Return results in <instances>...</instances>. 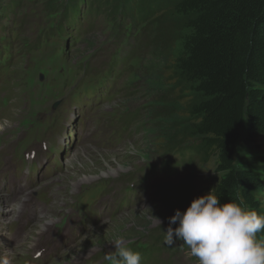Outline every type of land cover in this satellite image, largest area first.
Returning a JSON list of instances; mask_svg holds the SVG:
<instances>
[{"label": "rangeland", "instance_id": "obj_1", "mask_svg": "<svg viewBox=\"0 0 264 264\" xmlns=\"http://www.w3.org/2000/svg\"><path fill=\"white\" fill-rule=\"evenodd\" d=\"M13 1L0 0V6L5 8ZM134 1L140 4L132 8V17L137 20L134 18L131 27L127 25L128 21L123 24L109 18V12L98 11L101 14L99 17L87 21L80 19L82 11H79L78 30L65 29L64 37L60 39L45 38L46 33L54 28L59 15L46 7L47 0H16L12 11L5 12V18L0 12V41L7 44H0V163L5 161L1 158V151L17 142H30L41 137L63 114L67 118L76 116L77 109L82 105L81 99L87 97L98 98V108L93 113V130L90 137L84 136V139L95 136L94 142L80 147L78 151H71L63 172L50 181L54 185L56 183L61 191L75 194L88 188L92 192L108 189L109 194L116 193V189L121 187L116 182L118 178L130 175L125 182L127 186L132 180L136 182L146 175L149 164L160 162L157 156L166 152L164 149L172 142L185 146L187 141L192 140L191 130L196 119H192L187 107L194 96L187 86L175 79L167 66L178 42V32L182 31L180 20L171 11L154 14L156 8L147 10L144 0ZM127 6L131 10V6ZM25 42L33 44L34 49L26 50ZM4 53L8 55L7 62L2 64ZM130 53L126 69L122 68L121 62H117L107 78L108 66H113L115 59L121 61ZM164 62L167 64L164 65ZM115 71L121 76L114 77ZM56 103L57 108L52 110V105ZM161 104L163 107L158 106ZM148 107L155 109L153 114H158L157 118L147 114ZM134 111L145 114L138 123L145 121L146 131L133 134L136 121H132L121 135L116 121L124 113ZM35 118L39 124L33 122ZM24 120L32 121V124L26 127L22 124ZM57 131L59 124L53 130L54 133ZM19 137L21 139L17 141ZM249 139L247 130L242 128L237 149L238 172L250 168ZM159 146L164 147L162 151H158ZM183 146L178 151L186 149ZM182 161L183 166L190 161L186 175L190 169L197 170L192 156L186 159L185 155ZM177 170L176 175H181L182 169ZM208 173L213 175L209 168L198 175ZM159 177L145 191L136 193L132 205L119 217L109 221H117V217L124 219L120 225L104 230L107 234L92 227L94 239L91 240L90 233L84 235L64 256L65 260L58 263L82 264L79 260L85 258L86 263L92 262V255L114 251L113 242L117 236L124 237L128 244L144 235H157L160 225L150 218L151 215L162 221L161 226L168 227V218L174 215L175 210L183 212L190 205L186 198L198 196L195 192L198 182L195 183L191 177L184 184L179 177L170 181L163 180L161 175ZM109 185L112 189L105 187ZM262 190L261 199L257 200L264 211V184ZM184 191L186 194L183 195ZM122 194H126L127 204L131 193L123 190ZM35 195L32 191L30 198ZM86 200L94 217L96 204L92 203V198L86 197ZM121 206L125 207L124 201H121ZM108 211L109 206L106 207ZM257 239L264 240V231L257 235ZM7 248L9 246L2 241L0 257ZM187 253L175 247L169 260L172 264H196V258ZM104 261L100 259L98 262Z\"/></svg>", "mask_w": 264, "mask_h": 264}, {"label": "trees", "instance_id": "obj_2", "mask_svg": "<svg viewBox=\"0 0 264 264\" xmlns=\"http://www.w3.org/2000/svg\"><path fill=\"white\" fill-rule=\"evenodd\" d=\"M15 1L5 8L0 6L4 18L5 12L12 11ZM144 1L147 10L156 8L154 14L171 11L182 26L170 62L166 64L175 79L192 91L194 100L187 108L196 121L191 130V141L185 146L172 142L164 149L178 150L183 146L193 152L192 161L197 170L190 169L181 183L191 177L198 182L197 197L214 188L221 203L242 199L249 210L264 214L257 200L261 199L264 184V0ZM83 3L88 6L90 15L94 9V15L98 11L109 12L112 18L122 14V19L129 16L133 21L136 17H132V8L140 4L134 0H84ZM80 4L82 0H47L46 7L59 15L56 32L48 31L45 38H61L65 29L74 25ZM0 44L7 45L4 41ZM34 47L31 43L24 44L26 50ZM4 56L6 58V54ZM117 61L115 59L114 63ZM158 106L163 107V104ZM153 111L155 109L148 107L147 114L157 118L158 114ZM117 126L126 130V116L118 119ZM142 126L146 127L145 121ZM242 128L250 137L248 156L252 158L250 168L238 172L237 149ZM163 148L159 146L158 151ZM206 168L213 175H198ZM186 199L191 202L195 197ZM123 220L101 224L95 229L107 234L104 230L114 229ZM166 228L160 226L157 230L159 241L164 240L162 231ZM175 242L187 248L183 241L177 239Z\"/></svg>", "mask_w": 264, "mask_h": 264}, {"label": "clouds", "instance_id": "obj_3", "mask_svg": "<svg viewBox=\"0 0 264 264\" xmlns=\"http://www.w3.org/2000/svg\"><path fill=\"white\" fill-rule=\"evenodd\" d=\"M150 218L161 226L159 218ZM261 231L264 214L249 210L242 199L221 203L213 188L193 199L185 211L175 210L162 232L168 246L183 241L198 264H264V240L257 239ZM113 246L104 256L110 264H141L140 252L124 237L117 236Z\"/></svg>", "mask_w": 264, "mask_h": 264}, {"label": "bare ground", "instance_id": "obj_4", "mask_svg": "<svg viewBox=\"0 0 264 264\" xmlns=\"http://www.w3.org/2000/svg\"><path fill=\"white\" fill-rule=\"evenodd\" d=\"M118 212V211H117Z\"/></svg>", "mask_w": 264, "mask_h": 264}]
</instances>
